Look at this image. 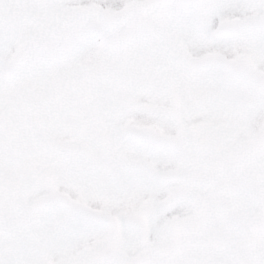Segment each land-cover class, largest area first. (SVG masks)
<instances>
[{"label":"snow or ice","instance_id":"6c2138e0","mask_svg":"<svg viewBox=\"0 0 264 264\" xmlns=\"http://www.w3.org/2000/svg\"><path fill=\"white\" fill-rule=\"evenodd\" d=\"M0 264H264V0H0Z\"/></svg>","mask_w":264,"mask_h":264}]
</instances>
